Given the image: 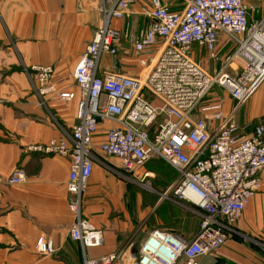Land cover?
<instances>
[{"label":"built area","instance_id":"built-area-1","mask_svg":"<svg viewBox=\"0 0 264 264\" xmlns=\"http://www.w3.org/2000/svg\"><path fill=\"white\" fill-rule=\"evenodd\" d=\"M140 1L101 0V26L74 69L77 95L56 89L53 66L30 67L41 103L49 96L78 98V108L70 137L29 149L70 160L66 188L74 220L69 238L80 245L83 264H199L236 233L237 221L264 187V115L259 122L236 119L240 107L264 85V0H182L178 11L163 0H144L140 14L150 24L132 43L142 74L100 77L103 55L116 56L128 37L111 21L130 18ZM222 38L235 51L213 78L193 53L204 51L215 59ZM214 84L235 102L232 111L225 112L219 100L205 103ZM104 123L110 126L103 152L120 161L126 179L149 183L155 177L144 171L150 162L174 169L175 180L163 197L196 210L201 219L197 232L186 237L153 229L128 255L123 247L90 257L89 249L105 243L103 229L83 214L97 160L91 139ZM25 181V173L16 170L7 182ZM36 245L43 253L55 252L54 242L44 237Z\"/></svg>","mask_w":264,"mask_h":264},{"label":"crops","instance_id":"crops-1","mask_svg":"<svg viewBox=\"0 0 264 264\" xmlns=\"http://www.w3.org/2000/svg\"><path fill=\"white\" fill-rule=\"evenodd\" d=\"M163 1L174 11L183 5L182 0ZM143 5L144 0L135 4L130 18L111 21L114 29L127 30L128 37L121 40L116 56L103 55L100 77L124 74L136 78L142 74L132 43L150 24L140 14ZM100 8L101 0H0V264H82L81 248L69 238L74 220L66 188L70 160L29 149L70 137L77 122L78 98L59 101L49 96L41 103L28 71L35 65H51L56 89L77 95L74 69L101 26ZM224 39L220 45L229 48L231 44ZM224 95L230 99L223 103L228 113L235 102L228 93ZM263 115L264 85L240 107L236 119L239 123L259 122ZM109 126L102 124L91 139L97 160L84 196V217L104 231V245L88 250L94 259L123 248L121 238L132 232L133 225L128 215L119 218L111 214L123 208L130 180L121 175L120 161L103 152ZM16 170L25 173L26 181L10 185L7 181ZM263 227L264 187L237 221L236 233L208 256L218 258L221 264H264ZM40 237L54 242L53 254L37 248Z\"/></svg>","mask_w":264,"mask_h":264},{"label":"rangeland","instance_id":"rangeland-1","mask_svg":"<svg viewBox=\"0 0 264 264\" xmlns=\"http://www.w3.org/2000/svg\"><path fill=\"white\" fill-rule=\"evenodd\" d=\"M256 4L260 6L259 3ZM224 45V43L221 45L215 59L210 58L204 51L195 50L193 53V59L205 68L213 78L216 77L217 73L235 51L231 45L229 48H224ZM224 94L227 93L217 84H214L205 99V103L209 102V100H219L224 103L225 98L229 103L230 99ZM151 101L154 105L160 104L158 100ZM251 102L252 99L250 100ZM145 169L152 172L155 177L149 180V183H144V185L137 183L135 180H130L127 199L122 201L123 208L111 212L116 217L123 218L128 215L133 220V225L129 229L132 232L121 238V246L127 247V255L138 247L148 231L153 229L177 230L181 233L193 234L200 228L201 219L194 208L179 201H170L163 197L166 188L175 180L176 173L174 169L160 162H150L145 166ZM116 176L118 179H123L120 175ZM86 219L89 220L88 217ZM91 223L98 227L94 222L91 221ZM202 258L201 264H209V260H214L211 264H221L218 258H214V256H203Z\"/></svg>","mask_w":264,"mask_h":264}]
</instances>
